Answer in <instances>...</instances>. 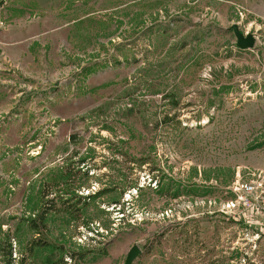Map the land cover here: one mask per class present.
<instances>
[{"label": "rangeland", "instance_id": "obj_1", "mask_svg": "<svg viewBox=\"0 0 264 264\" xmlns=\"http://www.w3.org/2000/svg\"><path fill=\"white\" fill-rule=\"evenodd\" d=\"M0 38V264L7 236L30 264L23 220L63 208L60 174L67 199L104 190L41 236L76 264H264L260 219L224 213L264 170V0H0Z\"/></svg>", "mask_w": 264, "mask_h": 264}, {"label": "trees", "instance_id": "obj_2", "mask_svg": "<svg viewBox=\"0 0 264 264\" xmlns=\"http://www.w3.org/2000/svg\"><path fill=\"white\" fill-rule=\"evenodd\" d=\"M80 163H85L84 159L80 160ZM88 168L85 170V174H88ZM71 176H74L73 174H60L59 176L53 178V188L55 190L54 198H57L56 200H60V203L62 205L61 208H56L54 204V200H48L45 201V203H41L38 205V208L33 215V217H28L24 222L27 223L28 229L33 233V238H31L29 241L25 244V250L27 253V258L31 257L32 260H30V264H68L69 262H73V264H76L77 262L82 261L85 258L84 253H73L70 252L67 248H65L62 243H54L52 241H47L45 239H42L41 236L43 234H48V222L50 219H53L54 217H63L67 221H76L78 218V215L80 212H82V207L78 208L76 207L78 204L83 203V206L86 207L89 203L94 202L96 199L103 196V191H97L92 194H88L87 196H81L77 193H72V196H70L69 199L63 197V193L60 189V186L64 187L67 185L68 181L71 179ZM155 179V178H153ZM152 179V180H153ZM152 180L150 182H152ZM70 183V182H69ZM160 182L154 181V187L156 192H160V195H166L165 190L163 187L160 186ZM150 187L151 185L148 184ZM143 187L134 186V190L137 192H141ZM133 189V188H130ZM185 191V194H190L191 190L189 187H185L183 189ZM69 191H65L64 194H68ZM182 190H179L178 188L175 189L170 195V198H176L180 195ZM42 193L43 190L40 192V202H42ZM69 201L71 203H69ZM120 202L118 200L112 201L111 203H107L106 205L109 207L110 205H113V208H117ZM41 205V206H40ZM102 211V210H101ZM118 214L123 216L122 211L117 209ZM87 223V221H86ZM241 227V225H240ZM4 243H6V253L4 255V264H24L26 259L24 256L18 259L16 262V258L12 257V244L10 243L9 237L7 236V239L4 240ZM25 252V251H24ZM38 260V262H37Z\"/></svg>", "mask_w": 264, "mask_h": 264}, {"label": "built area", "instance_id": "obj_3", "mask_svg": "<svg viewBox=\"0 0 264 264\" xmlns=\"http://www.w3.org/2000/svg\"><path fill=\"white\" fill-rule=\"evenodd\" d=\"M245 174L236 173L230 187L233 198L224 203V213L242 216L249 224H256L259 218V231L264 233V170L245 168Z\"/></svg>", "mask_w": 264, "mask_h": 264}, {"label": "water", "instance_id": "obj_4", "mask_svg": "<svg viewBox=\"0 0 264 264\" xmlns=\"http://www.w3.org/2000/svg\"><path fill=\"white\" fill-rule=\"evenodd\" d=\"M234 36L237 41V46L241 49H251L254 46V38L250 35H243L241 34L237 28H234L233 30ZM141 254V250L137 246L131 247V249L128 251L124 264H132L138 256Z\"/></svg>", "mask_w": 264, "mask_h": 264}, {"label": "crops", "instance_id": "obj_5", "mask_svg": "<svg viewBox=\"0 0 264 264\" xmlns=\"http://www.w3.org/2000/svg\"><path fill=\"white\" fill-rule=\"evenodd\" d=\"M26 38L25 37H19V39H18V37L15 39H12L10 42H7L8 44H11V46L13 45V46H17L20 42H21V45L24 43V40H25ZM2 43V40H1V38H0V44ZM0 48H2L1 47V45H0ZM7 50H9V47L7 48ZM21 51H23V48L22 49H20ZM16 51H17V49H16ZM257 169V168H256ZM259 170H260V168H259Z\"/></svg>", "mask_w": 264, "mask_h": 264}]
</instances>
